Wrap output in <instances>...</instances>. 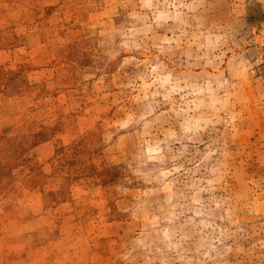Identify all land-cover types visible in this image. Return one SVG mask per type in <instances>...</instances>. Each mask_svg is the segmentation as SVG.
<instances>
[{
    "label": "rangeland",
    "instance_id": "obj_1",
    "mask_svg": "<svg viewBox=\"0 0 264 264\" xmlns=\"http://www.w3.org/2000/svg\"><path fill=\"white\" fill-rule=\"evenodd\" d=\"M0 264H264V0H0Z\"/></svg>",
    "mask_w": 264,
    "mask_h": 264
}]
</instances>
